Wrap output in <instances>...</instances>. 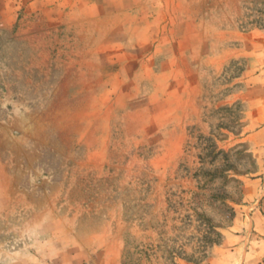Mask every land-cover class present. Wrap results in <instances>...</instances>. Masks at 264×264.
<instances>
[{"label": "rangeland", "instance_id": "obj_1", "mask_svg": "<svg viewBox=\"0 0 264 264\" xmlns=\"http://www.w3.org/2000/svg\"><path fill=\"white\" fill-rule=\"evenodd\" d=\"M0 264H264V0H0Z\"/></svg>", "mask_w": 264, "mask_h": 264}]
</instances>
